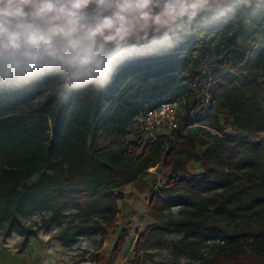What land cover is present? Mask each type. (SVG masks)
<instances>
[{"label": "trees", "instance_id": "trees-1", "mask_svg": "<svg viewBox=\"0 0 264 264\" xmlns=\"http://www.w3.org/2000/svg\"><path fill=\"white\" fill-rule=\"evenodd\" d=\"M230 18L235 32L219 36L209 25ZM178 23L168 44L126 60L101 91L35 101L43 78L0 92V222L8 232L34 235L22 223L31 211L48 212L50 228L74 210L59 239L68 246L99 237L101 248L124 187L160 168L167 179L150 196L152 222L137 253L172 245L198 259L213 243L205 264H264V12L247 24L239 10L204 12L188 31L189 22ZM217 42L221 69L211 75L205 64ZM162 101L181 103L187 130L137 138L133 122ZM190 163L202 169L191 173ZM164 233L178 239L163 244Z\"/></svg>", "mask_w": 264, "mask_h": 264}, {"label": "clouds", "instance_id": "clouds-1", "mask_svg": "<svg viewBox=\"0 0 264 264\" xmlns=\"http://www.w3.org/2000/svg\"><path fill=\"white\" fill-rule=\"evenodd\" d=\"M237 10L250 23L264 0H0V92L48 78L45 95L67 103L74 91L105 89L129 58L168 44L185 18L188 31L204 12Z\"/></svg>", "mask_w": 264, "mask_h": 264}, {"label": "rangeland", "instance_id": "rangeland-1", "mask_svg": "<svg viewBox=\"0 0 264 264\" xmlns=\"http://www.w3.org/2000/svg\"><path fill=\"white\" fill-rule=\"evenodd\" d=\"M186 23H188V21L185 18L182 24L185 25ZM209 25L219 36L224 31L229 30L235 32V30L238 29V25L233 18L226 20L213 19L210 21ZM237 42L240 43L241 39L238 38ZM218 43L221 45V42H217L212 50V56L214 55V57L211 58L212 56H210L209 58L212 62L205 64V68L211 72V75H214L213 73L221 69L219 65L222 56L218 57L220 50ZM189 57L193 58L191 55H189ZM218 59L220 63L217 62ZM48 84L49 81H44L41 84L39 88L41 95L36 97L35 101L45 96L44 91ZM175 102L178 103V117L180 123L183 125L187 120L185 111L181 107L179 101ZM219 119L223 126L228 125L229 117L227 112L223 111L219 115ZM131 126L137 134V138L140 137V135L144 136L140 128V119L134 121ZM134 137V135L129 136V139L133 140ZM201 169L202 165L200 163L189 164L191 173H198ZM149 172L150 176L146 179L148 183L147 191L143 194V197H127L125 200L118 203L120 214L117 224L113 230H109L103 247H97L99 237L93 239V243L97 250L96 259H101V264H205L212 255L213 243H211L209 248L202 251V256L198 259H193L188 255L177 256L174 253L172 245H163V247L159 249L147 252H136L138 237L152 222L150 212L147 209V203L156 187L166 181L168 174L167 171L160 168L151 169ZM75 213L74 210L68 211L66 217L62 218L57 224L50 228H46L43 223V219L50 216L48 212L40 210L27 213L23 217L22 223L26 227H31L36 231L34 235L29 237H23L16 232H8L6 223L0 222V264H30L32 262L51 264L59 260L63 249L66 247L64 242L59 239V236L73 219ZM173 213L175 214L176 210H174ZM161 237L163 244L178 239L175 233H164Z\"/></svg>", "mask_w": 264, "mask_h": 264}, {"label": "built area", "instance_id": "built-area-1", "mask_svg": "<svg viewBox=\"0 0 264 264\" xmlns=\"http://www.w3.org/2000/svg\"><path fill=\"white\" fill-rule=\"evenodd\" d=\"M140 122L142 133L150 138L160 133L183 132L184 129L188 128L187 121L183 125L179 121L178 103L175 101H162L157 106L147 109ZM93 239V237L79 238L76 243L66 246L59 260L51 264H98L97 250ZM30 264L44 263L32 262Z\"/></svg>", "mask_w": 264, "mask_h": 264}, {"label": "crops", "instance_id": "crops-1", "mask_svg": "<svg viewBox=\"0 0 264 264\" xmlns=\"http://www.w3.org/2000/svg\"><path fill=\"white\" fill-rule=\"evenodd\" d=\"M146 179L147 178L142 179V180H140L138 182H134V183H131V184L125 186L124 187L125 198H127V197H131V198L132 197H136L137 198V197H141V196L143 197V194L147 191V185H148V183H147V180ZM125 198H124V200H125ZM98 264H101V259L98 260Z\"/></svg>", "mask_w": 264, "mask_h": 264}]
</instances>
